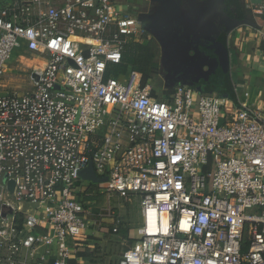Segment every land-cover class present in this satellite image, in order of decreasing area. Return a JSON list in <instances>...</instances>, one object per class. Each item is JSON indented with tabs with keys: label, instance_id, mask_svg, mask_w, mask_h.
<instances>
[{
	"label": "built area",
	"instance_id": "built-area-1",
	"mask_svg": "<svg viewBox=\"0 0 264 264\" xmlns=\"http://www.w3.org/2000/svg\"><path fill=\"white\" fill-rule=\"evenodd\" d=\"M134 11L115 0L0 4V264H85L102 212L113 233L125 228L100 194L140 199L138 237L116 264H264V110L237 85L234 99L182 83L161 100L142 73L116 77L147 31ZM22 54L34 59L29 89L11 91ZM91 164L97 196L81 185Z\"/></svg>",
	"mask_w": 264,
	"mask_h": 264
},
{
	"label": "rangeland",
	"instance_id": "rangeland-1",
	"mask_svg": "<svg viewBox=\"0 0 264 264\" xmlns=\"http://www.w3.org/2000/svg\"><path fill=\"white\" fill-rule=\"evenodd\" d=\"M169 1L170 0H167V3ZM177 1L178 6L172 7V5H170L169 11L176 9L180 12L181 19L184 20L185 25L191 32L198 35V29L206 28L210 25L211 21L206 18L198 20V16L200 18L203 17V13L198 12L200 11L199 6L195 5V2H198V0ZM115 2L118 3L121 8L127 7V5L132 2L134 4L132 9L139 12L146 21L148 32L143 41L140 38V41L136 42V65L137 68H142L147 76L155 78V80L151 79L148 80V82L154 86L161 100L169 97L173 90L182 83L193 85L196 89H199L200 92L211 95L212 87L207 85V87L203 88V86L200 85V78H196L194 75L198 71L196 67L200 65L202 68L200 62L194 64L186 73L181 72L183 66L188 65L198 53L196 47L192 46L193 40L197 39L198 41V38H189L188 33L179 32L175 34L173 30L172 32L165 29L167 27L162 22V17L159 16L162 14L166 17L169 11L164 13L162 10V5L164 4L163 0H142V2H137L135 0H115ZM254 2L259 3L258 0H254ZM135 11L133 14H136ZM254 19H256L255 16ZM150 24H155L157 30L152 31V29H149ZM250 31L255 34L252 29ZM204 37L205 36L200 40L203 44L208 41L204 40ZM188 38L190 43L185 42ZM31 56V54H22L15 57L11 62L12 71L5 78V84L9 90L25 92L29 89V79L26 74L30 65L34 63V59H32ZM149 56H151V60L148 65V62L145 60H147ZM164 57L167 58L165 61L163 60ZM256 67L264 72V66L262 64L258 63ZM214 89L217 91V96L224 97L219 93V88ZM261 92L264 97V90H262V87ZM232 99H234V97ZM81 185L83 190L95 193V196L99 195V190L95 183L83 180ZM118 199V197L114 196L112 200L109 201L107 196L100 194L99 197L95 198V202L98 204L97 206L100 210H106L109 206L116 208V215L121 216L125 226L123 231L125 232L128 230L130 232V238H137L138 228L142 225L140 199L137 198L132 203H126L124 200ZM101 214H103L104 217L103 221L99 223L97 227V232L99 234H96L97 237H94V240L90 243L91 251H84L83 253L85 264H116L122 253L131 245V239L128 236L121 235L120 233L118 235L112 232V224H114V221L110 218L108 211H105V213L102 212Z\"/></svg>",
	"mask_w": 264,
	"mask_h": 264
},
{
	"label": "crops",
	"instance_id": "crops-1",
	"mask_svg": "<svg viewBox=\"0 0 264 264\" xmlns=\"http://www.w3.org/2000/svg\"><path fill=\"white\" fill-rule=\"evenodd\" d=\"M135 1L142 2V0ZM258 1L259 3H255L254 0H246V7L248 10H250V12L253 13L256 19L263 22L260 24L251 22L249 20L237 21L235 19L229 18L225 13L223 0H198V2H195V5L199 6L200 8V11L198 12L203 13V17L200 18L198 16V20L206 18L211 21L208 27L198 29V35L191 32V30L185 25L184 20L181 19L180 12H178L176 9L170 10L171 12L169 11L170 5H172V7L178 6L177 0H170L168 3L167 0H163L164 4L162 5V10L164 13L169 11V14L167 13L168 16L166 17L160 14L161 16L159 17H162V22L166 25L167 28L165 29L169 31L173 30L175 34L179 32L188 33L189 38L196 37L198 38V42H200L201 38L205 36L204 40H208L207 42L210 44L216 41L218 35L221 34L225 26H231V30L227 34V44L231 57V80L233 86H239L240 95H242V97H244L245 93H249L250 96L247 101L250 104L264 110V97L261 92V87L262 90H264V72L256 67L258 63L264 66V40L250 31L251 26H260L264 28V0ZM127 6L133 7L134 4L130 2ZM140 16L147 26L144 17L142 15ZM251 23L253 25H251ZM150 25H153L152 31L157 30L155 24ZM147 32L148 28L143 35L138 37L137 41L131 42L129 46L133 43L139 42L140 38L143 41ZM189 38L188 40H185V42L188 43ZM193 41H197V39ZM194 57L197 59L195 64L200 62L202 65V68L200 65L196 67L198 71L194 74L196 78H200V85H202L203 88L207 87V85H210L212 87V96H217V91H215L214 88H219V93L224 96L221 98L232 99V97L228 94L224 84L217 80V61L214 58L208 57L206 54L201 53L199 49L198 53ZM166 59L167 58L164 57L163 60L165 61ZM129 68L133 69L132 66H129ZM152 80H155V78ZM148 84L150 83L148 82ZM198 91L200 90L198 89ZM204 95L211 96L210 94ZM96 234H99L97 230L90 232V239L93 240L94 237H97ZM120 234L130 236V232L128 230L125 232L122 230Z\"/></svg>",
	"mask_w": 264,
	"mask_h": 264
},
{
	"label": "water",
	"instance_id": "water-1",
	"mask_svg": "<svg viewBox=\"0 0 264 264\" xmlns=\"http://www.w3.org/2000/svg\"><path fill=\"white\" fill-rule=\"evenodd\" d=\"M251 25H253L251 23ZM153 25L149 26V29H152ZM231 30V26H225L220 35H218L216 41L214 43H205L194 41L192 42V46L198 48L201 53L206 54L208 57L214 58L218 63V77L217 80L224 84L228 94L233 98V83L231 80V57L227 44V34ZM197 59L194 57L188 65H185L181 72H186L189 68L194 66ZM80 176L85 181H90L93 183H97L99 181L96 172L94 170L93 165H89V167L83 170L80 173ZM11 190L14 188V183L11 182L10 186Z\"/></svg>",
	"mask_w": 264,
	"mask_h": 264
},
{
	"label": "trees",
	"instance_id": "trees-1",
	"mask_svg": "<svg viewBox=\"0 0 264 264\" xmlns=\"http://www.w3.org/2000/svg\"><path fill=\"white\" fill-rule=\"evenodd\" d=\"M7 0H0V4H2L3 2H5ZM201 1H205V0H201ZM224 3V7H225V13L229 18L235 19L237 21H244V20H249L251 22H256V23H263L262 21H259L257 19H254V16L252 14V12H250V10L247 9L246 7V0H223ZM264 21V20H263ZM136 43L131 44L128 47V50L125 52L124 54V61L123 64L118 66L115 69V76H119L121 74H125L126 71L128 70L129 66L133 67L134 71H138L140 73H142L143 77H142V85L145 86L148 84V80L153 79L154 77H150L147 76V74H145L144 70L142 68H137V61H136ZM151 60V56H149L147 58V60H145L146 62H149ZM165 99V98H164ZM79 200L83 203L89 202L91 201V198L87 197L85 194H81L79 196ZM132 243V240H130ZM84 251H91L90 248H85ZM84 252H82V258H84Z\"/></svg>",
	"mask_w": 264,
	"mask_h": 264
},
{
	"label": "flooded vegetation",
	"instance_id": "flooded-vegetation-1",
	"mask_svg": "<svg viewBox=\"0 0 264 264\" xmlns=\"http://www.w3.org/2000/svg\"><path fill=\"white\" fill-rule=\"evenodd\" d=\"M139 13V12H138ZM140 14V13H139ZM141 15V14H140ZM147 27V26H146ZM196 50L198 51V48H196Z\"/></svg>",
	"mask_w": 264,
	"mask_h": 264
}]
</instances>
